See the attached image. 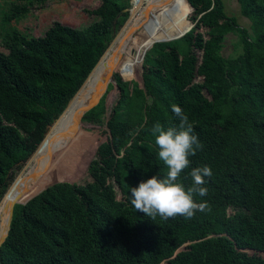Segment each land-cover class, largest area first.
Segmentation results:
<instances>
[{
	"label": "trees",
	"instance_id": "obj_1",
	"mask_svg": "<svg viewBox=\"0 0 264 264\" xmlns=\"http://www.w3.org/2000/svg\"><path fill=\"white\" fill-rule=\"evenodd\" d=\"M235 1L252 35L226 16L220 0H166L150 12L99 101L105 105L108 97H120V121L132 102L135 107L123 138H114L112 146L101 143L90 160L87 173L95 186L83 195L70 183L48 186L69 160L70 148L89 142L83 136L90 127L80 126L26 191L0 246V264H264V0ZM129 2L101 0L93 31L53 22L40 36L21 39L19 60L0 56V198L12 181V167L29 158L73 96L39 72L44 65L61 71L77 90ZM188 4L192 20L186 18ZM229 34L237 36L236 56L221 53ZM153 42L138 85L142 54ZM174 104L203 145L179 181L187 188L192 168L210 166L208 195L194 200L206 201L211 210L191 219L152 220L132 206L130 189L165 177L150 129L156 123L164 130L179 125ZM96 108L80 123L94 124ZM107 182L117 188L118 202L106 195Z\"/></svg>",
	"mask_w": 264,
	"mask_h": 264
},
{
	"label": "rangeland",
	"instance_id": "obj_2",
	"mask_svg": "<svg viewBox=\"0 0 264 264\" xmlns=\"http://www.w3.org/2000/svg\"><path fill=\"white\" fill-rule=\"evenodd\" d=\"M133 1L134 0H130L125 8L115 17L114 35L105 49L110 46L113 39L128 22L130 14L134 8ZM220 1L223 5L226 16L234 18L239 27L246 29L252 35L251 24L247 18L241 15L236 1ZM100 3L101 0H0V10H4L5 12L4 14H0V56H11L16 60H19L20 55L18 51L24 50L23 47H20L21 39L40 36L53 22H58L62 25L78 29L84 33L95 30L99 22L97 8ZM192 12L193 11L190 10L187 13L186 18L188 20H192V18L195 17L192 15ZM161 41L166 42L167 40ZM236 41L237 36L235 34H229L225 38L221 53L224 56L238 55L241 52V49L238 45H235ZM148 49L149 48L146 50ZM12 51H14V53L11 54ZM142 61L143 60L141 59L139 68L140 83L138 85H141ZM39 74L44 76L54 87L72 92L73 96L79 89H75L71 79L67 75L61 71L50 68L48 65H44ZM103 97L101 99H103ZM120 102L122 101H120V97L117 98V95L108 97L105 105L98 102L95 123L90 124L87 122H81L78 124V127L81 126L85 130L90 127L88 132L83 136L85 139L89 140V142L86 144L79 143L74 149L70 148L69 151L71 152L67 153L68 155L65 156L68 157L69 160L64 167L63 163L61 164L58 175L54 178L52 175V182H49L48 186L56 182H66L70 183L75 192L80 195L89 193L96 183L95 178L87 173V166L90 160L94 157L98 145L101 143H107L112 146L114 138L119 137L122 139L124 136V130L133 120L135 102L131 103L134 104V106H128L123 115L122 121L117 117L118 112H115V110L118 111V109L124 107ZM54 123L55 120L50 126H48L46 133ZM38 146L25 162L16 164L12 167L10 170L12 180L16 178L26 162L37 150ZM53 156L50 160L51 162ZM63 168H67V171L64 172ZM48 186H46V188ZM46 188L40 191L39 194H45ZM104 189L106 195L114 202L120 200V194L112 182H107ZM181 249H183V247L179 250ZM249 254H253V252L250 251ZM260 255L264 256V254Z\"/></svg>",
	"mask_w": 264,
	"mask_h": 264
},
{
	"label": "clouds",
	"instance_id": "obj_3",
	"mask_svg": "<svg viewBox=\"0 0 264 264\" xmlns=\"http://www.w3.org/2000/svg\"><path fill=\"white\" fill-rule=\"evenodd\" d=\"M172 112L179 120V125L164 130L156 123L151 129L158 147V157L167 168L164 178L153 176L130 189L132 206L145 213L152 220L156 216L161 219L174 218L177 215L191 219L196 212L210 211V205L204 201L197 203L194 197H205V177L212 176L210 166L192 168L188 175L191 184L185 188L179 181L182 172L189 168L190 156H194L203 145L194 134L193 125L177 105L171 106Z\"/></svg>",
	"mask_w": 264,
	"mask_h": 264
},
{
	"label": "bare ground",
	"instance_id": "obj_4",
	"mask_svg": "<svg viewBox=\"0 0 264 264\" xmlns=\"http://www.w3.org/2000/svg\"><path fill=\"white\" fill-rule=\"evenodd\" d=\"M165 1H133L134 8L130 14L128 23L119 31L110 46L105 49L96 66L92 68L80 92L70 101L67 111L62 117L55 120V123L46 133L37 150L16 176V182L6 194L3 203L0 204V236L4 234L12 221L13 215L11 216L9 208L16 201L14 193L23 187L28 191L43 176L52 156L68 144L82 116L94 107L93 104L95 102L91 99L94 97L103 80L108 78V86L112 82L113 72L123 55L127 53L126 47L134 34L142 26L150 12ZM130 25H133V29L126 35L125 31ZM115 61L116 63L114 64Z\"/></svg>",
	"mask_w": 264,
	"mask_h": 264
},
{
	"label": "water",
	"instance_id": "obj_5",
	"mask_svg": "<svg viewBox=\"0 0 264 264\" xmlns=\"http://www.w3.org/2000/svg\"><path fill=\"white\" fill-rule=\"evenodd\" d=\"M189 5V4H188ZM190 6V5H189ZM190 8H191V10L193 11V8L190 6ZM128 23V22H127ZM126 23V24H127ZM125 24V25H126ZM195 25V22L192 24V26L191 27H193ZM191 27L188 29V30H190L191 29ZM133 29V25H130L129 27H128V29L125 31L126 32V35L127 34H129L130 32H131V30ZM187 30V31H188ZM186 31V32H187ZM185 32V33H186ZM184 33V34H185ZM184 34H182L181 36H183ZM181 36H179V37H175V38H171V39H168L167 41H170V40H174V39H178V38H180ZM156 42H163V41H156ZM156 42H153V43H151L150 44V46L148 47V48H150L151 46H152V44H154V43H156ZM147 51V50H146ZM146 51L145 52H143V54H142V57H141V59L143 60V57H144V55H145V53H146ZM102 56V55H101ZM100 56V57H101ZM100 59V58H99ZM99 61V60H98ZM98 61H97V63H98ZM96 63V64H97ZM116 63V61L114 62V64ZM96 64L94 65V67L96 66ZM113 64V65H114ZM92 71V70H91ZM91 71H90V73H91ZM89 73V74H90ZM88 74V75H89ZM88 75H87V77L85 78V80L83 81V83L81 84V86L79 87V89L77 90V92L75 93V95L72 97V99L80 92V90H81V88L83 87V84H84V82L86 81V79L88 78ZM107 87H108V78H105L104 80H103V82L101 83V85L99 86V88H98V90H97V92L95 93V95H94V97L91 99V100H93V102H95L94 104H93V106H95L96 104H97V102L105 95V93H106V91H107ZM71 99V100H72ZM70 100V101H71ZM70 101L67 103V105H66V107L63 109V111L61 112V114L57 117V119L56 120H58V119H60L61 117H62V115L67 111V108H68V105H69V103H70ZM16 182V178H14L12 181H11V183L8 185V187H7V189H6V191L4 192V194L2 195V197L0 198V204L1 203H3V201H4V199H5V196H6V194L12 189V187L14 186V183ZM26 190L27 189H24V187L23 188H19L15 193H14V195H15V202L11 205V207L9 208V212H10V214H11V216L12 215H15V213H16V211H17V208H18V205L20 204V203H22L21 201L26 197V196H28L29 195V193H27L26 192ZM12 224H13V221H12V223L10 224V226L6 229V231L4 232V234H2L1 236H0V246L2 245V243L5 241V239H6V237H7V235H8V232H9V230H10V228H11V226H12Z\"/></svg>",
	"mask_w": 264,
	"mask_h": 264
}]
</instances>
